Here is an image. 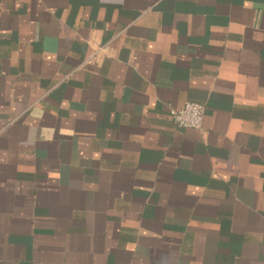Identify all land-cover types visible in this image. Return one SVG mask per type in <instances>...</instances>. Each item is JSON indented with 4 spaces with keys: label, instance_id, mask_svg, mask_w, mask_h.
I'll return each mask as SVG.
<instances>
[{
    "label": "crops",
    "instance_id": "0c3cea01",
    "mask_svg": "<svg viewBox=\"0 0 264 264\" xmlns=\"http://www.w3.org/2000/svg\"><path fill=\"white\" fill-rule=\"evenodd\" d=\"M0 264H264V0H0Z\"/></svg>",
    "mask_w": 264,
    "mask_h": 264
},
{
    "label": "built area",
    "instance_id": "2783aa9c",
    "mask_svg": "<svg viewBox=\"0 0 264 264\" xmlns=\"http://www.w3.org/2000/svg\"><path fill=\"white\" fill-rule=\"evenodd\" d=\"M169 118L178 128L199 130L202 125L203 106L186 103L179 109L170 110Z\"/></svg>",
    "mask_w": 264,
    "mask_h": 264
}]
</instances>
